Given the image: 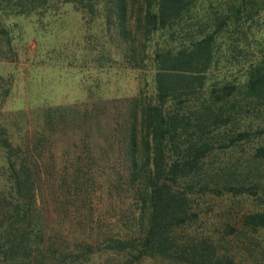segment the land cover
<instances>
[{
	"label": "trees",
	"instance_id": "obj_1",
	"mask_svg": "<svg viewBox=\"0 0 264 264\" xmlns=\"http://www.w3.org/2000/svg\"><path fill=\"white\" fill-rule=\"evenodd\" d=\"M58 1L100 28L95 58L114 52L151 89H86L19 112L11 133L15 79L0 74V264H248L264 236V0H0V63L17 60L16 18ZM240 41L253 49L228 55ZM241 144V162L214 165V149ZM222 197L249 202L236 246L218 232L235 231Z\"/></svg>",
	"mask_w": 264,
	"mask_h": 264
},
{
	"label": "rangeland",
	"instance_id": "obj_2",
	"mask_svg": "<svg viewBox=\"0 0 264 264\" xmlns=\"http://www.w3.org/2000/svg\"><path fill=\"white\" fill-rule=\"evenodd\" d=\"M55 6L58 7L55 11H48L38 21L36 18H16L22 28L21 32L18 30L13 32L17 60L14 63L7 61L0 63V74L12 75L15 79L10 96L1 112L2 121L11 133L22 132L25 129V118L19 112H27L29 116H33L31 112L36 108L82 101L87 97L86 89L92 92L94 100L107 96L130 97L137 93L139 86L146 90L151 89L139 72L126 68L127 66L114 52L110 55L109 61L95 58L96 51L101 47L100 39L97 40L100 28L95 24L91 28L87 20L69 3L58 1ZM243 43L244 41H240L237 46L234 44H231V47L227 46L228 55L233 49H244L248 52L253 49L252 46L250 48L249 42V48ZM241 65L242 63L233 62L223 66ZM147 80L149 81V77ZM29 119L32 124L33 117ZM248 148V144H241L239 147L226 149V153H222L223 149H214L213 157L214 159L216 157V160L213 163L215 165L230 161L241 162L248 156ZM258 167L264 169V162ZM206 197L200 200L201 205L207 200ZM234 201L236 206H233L226 197L212 202V204L219 202L221 209L226 207V214H223L221 219L228 218L235 231L226 233V226H221L218 232L223 234V240L231 246H236L233 237L237 230H241L240 216L249 207L248 200L237 198ZM202 229L217 235L213 227L210 229V226L202 224ZM252 236L258 243L257 252L254 257L246 252V262L264 264L263 233H253Z\"/></svg>",
	"mask_w": 264,
	"mask_h": 264
}]
</instances>
